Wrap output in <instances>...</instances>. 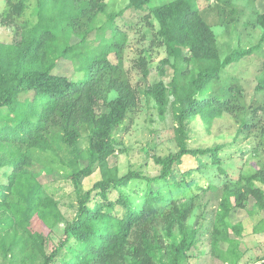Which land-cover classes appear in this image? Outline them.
I'll use <instances>...</instances> for the list:
<instances>
[{"label": "trees", "instance_id": "16d2710c", "mask_svg": "<svg viewBox=\"0 0 264 264\" xmlns=\"http://www.w3.org/2000/svg\"><path fill=\"white\" fill-rule=\"evenodd\" d=\"M151 1L129 0L124 9L106 13L105 0H39L37 23L23 29L16 42H0V166L12 168L7 183L0 185V244L5 251L18 247L31 260L41 259L40 264H186L205 227L204 193L220 189L219 204L206 224L210 251L226 263L239 257L228 218L234 210L247 208L252 199V207L264 209V154L260 151L264 126L253 121L255 114L240 116L245 106L239 101L237 83L226 84L224 96L212 84L227 67L261 48L264 11L255 19L262 28L260 41L222 57L218 37L197 6L199 0H171L150 9L144 19L150 20L152 14L159 27L134 65L147 79L150 50L164 48L166 56L158 68L164 75L172 67L173 75L169 81L152 82L143 91L155 100L160 117L169 108L172 111L177 151L153 156L161 167L157 175L140 169L120 175L109 162L122 144L114 132L138 111L142 90L125 68L127 35L115 20L126 9L143 10ZM8 4L6 23L14 22L27 8V0H9ZM63 6L69 7L65 16ZM217 6L222 23L228 26L235 20L236 7L231 0ZM101 14L112 35L91 48L86 41ZM73 37L79 42L72 43ZM63 60L71 61L75 74L55 72ZM78 72L82 76L74 77ZM255 88L264 90V77ZM259 107L263 108L257 106L254 112ZM229 117L236 123L231 141L190 144L192 122L200 121L210 132L218 119ZM84 138L87 146L82 147ZM251 138L254 145L245 163L254 157L258 160L233 178L224 167L223 152ZM31 149L52 152L69 170L76 193L73 218L64 215L50 186L30 171L35 163ZM209 166H216L218 175L224 177L220 188L204 178ZM96 171L99 177L86 186L85 178ZM133 185L138 187L131 191ZM192 216L196 217L193 225L189 223ZM62 223V237L54 244L52 233ZM232 229L242 234L243 221ZM253 231L264 232V217ZM176 236L181 239L167 242ZM226 243L228 247L223 248Z\"/></svg>", "mask_w": 264, "mask_h": 264}, {"label": "rangeland", "instance_id": "374dc122", "mask_svg": "<svg viewBox=\"0 0 264 264\" xmlns=\"http://www.w3.org/2000/svg\"><path fill=\"white\" fill-rule=\"evenodd\" d=\"M9 0H0V42L14 43L21 37L23 29L31 27L38 21L39 0H27V8L20 17H16L14 22L6 23L3 21L10 6ZM17 1V0H12ZM107 2L106 13L117 12L124 9L129 0H105ZM171 0H152L145 9L136 10L134 8L126 9L122 16L115 20L116 27L127 35V45L124 48V64L129 77L134 85L137 83L142 90L140 95V105L138 111L130 116L125 124L117 128L114 136L122 141V144L116 151V154L109 158L111 166H117L120 175L126 174L131 169H140L148 175H157L161 167L154 162L153 156H167L169 153L177 151L176 143L173 139V127L176 125L170 108L165 116H159L156 102L153 98H148L144 94L147 85L159 79L169 81L173 75V68L167 67L166 73L161 74L158 65L166 56L162 47H155L150 50L152 55L151 72L147 79H143L140 70L135 67V58L139 56L142 49H147L153 38L154 30L158 29V22L151 14L150 20L144 19L156 6ZM223 0H219V3ZM219 3L216 0H199L198 7L202 15L210 23L215 31L221 48L222 57L228 55L234 48H250L256 45L262 36V28L255 23L257 13L264 11V0H231L236 7L237 12L233 14L235 20L228 26L222 23L220 16ZM55 8V7H54ZM57 10L61 11L60 6ZM65 16L69 12V7H62ZM105 14V13H104ZM103 16V17H102ZM96 28L90 33L86 44L95 48L102 37H111L112 28L105 22L103 14L98 16ZM153 22V26L149 22ZM67 20L64 21L66 23ZM103 25L102 27H99ZM62 27V25H61ZM72 43L79 42V38H71ZM114 59V55H111ZM55 72L71 76L74 73V65L69 60H63ZM83 72H78L74 77H81ZM264 77V41L261 48L253 54L241 59L238 63L227 67L220 80L214 81L212 87L217 85V92L224 96L225 86L228 83L235 82L241 88L239 101L244 107L240 116L253 118L259 126H264V90L258 91L255 86L259 78ZM172 100V97L170 98ZM261 106L254 112L255 107ZM248 112V113H247ZM227 121L218 119L208 132L204 129L200 121L192 122V137L190 144L193 147L209 146L215 143H227L231 141L236 132V123L232 117L224 118ZM82 147L87 146V140L80 141ZM254 145L253 138L241 142L236 147H229L223 152L224 167L233 178H237L240 172L247 170L249 165H255L258 158L254 157L245 163L250 157L251 149ZM236 147V148H234ZM236 150V151H235ZM243 150V152H239ZM264 154V146L260 147ZM30 155L35 162L30 171L37 172L38 178L44 184L50 186L55 197L60 202V208L64 215L71 219L76 213V193L72 180L68 177L69 170L64 168L58 158L52 152H45L38 149H31ZM3 153H0L2 155ZM192 162L188 161L187 163ZM216 166H209L203 171L204 178L210 180L221 187L223 176L218 175ZM12 168L9 166H0V185L7 183L8 176ZM40 171V173H39ZM99 177V171L92 176L85 178L86 186H91ZM145 183L141 184L143 188ZM138 186H132L131 191ZM219 191V192H218ZM142 193V190L139 191ZM115 194V192H114ZM204 201L207 203V216L205 227L199 233L201 238L196 248L192 249L193 257L186 264H264V232H254V226L264 217V209L252 207L253 199L247 208L243 210H234L232 216L228 218L230 225L229 234L237 244L239 257L235 261L224 262V259L211 254L208 238V228L213 212L216 210L220 201V189L209 190L204 193ZM197 215L199 211L196 212ZM195 213V214H196ZM195 216H192L189 223L195 224ZM239 221H243V233L238 234L232 229V226ZM64 224L54 228L51 242L56 244L62 237ZM180 236L167 239L168 243L179 241ZM228 247V243L222 245ZM0 244V264H40L41 259L36 261L24 256L19 248L14 250H4ZM8 247V246H7ZM234 256V255H232ZM230 261V262H229Z\"/></svg>", "mask_w": 264, "mask_h": 264}]
</instances>
